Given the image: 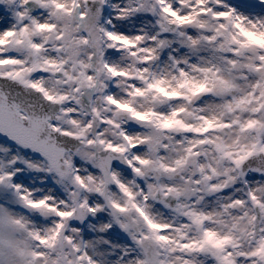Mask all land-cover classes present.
Here are the masks:
<instances>
[{"label":"snow or ice","instance_id":"obj_1","mask_svg":"<svg viewBox=\"0 0 264 264\" xmlns=\"http://www.w3.org/2000/svg\"><path fill=\"white\" fill-rule=\"evenodd\" d=\"M0 264H264V0H0Z\"/></svg>","mask_w":264,"mask_h":264}]
</instances>
